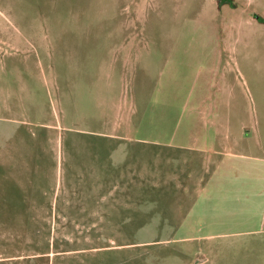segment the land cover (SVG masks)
<instances>
[{
    "label": "rangeland",
    "instance_id": "1",
    "mask_svg": "<svg viewBox=\"0 0 264 264\" xmlns=\"http://www.w3.org/2000/svg\"><path fill=\"white\" fill-rule=\"evenodd\" d=\"M214 127H264V0H0V264H264Z\"/></svg>",
    "mask_w": 264,
    "mask_h": 264
},
{
    "label": "crops",
    "instance_id": "2",
    "mask_svg": "<svg viewBox=\"0 0 264 264\" xmlns=\"http://www.w3.org/2000/svg\"><path fill=\"white\" fill-rule=\"evenodd\" d=\"M141 35V32L137 33V37ZM148 50L149 49L146 51ZM131 51L130 53L134 56L135 63H138L141 56L140 53H143L144 50L140 51L136 49L135 51ZM245 130L246 129L243 128L236 132L230 128L226 131L219 127L212 128L214 143L211 146H205L203 148V150H205V155L202 156L201 162L204 163L207 168H209L208 166H212L214 172H211L210 175L206 177L204 181V190H207L208 187L213 185L215 186L214 180L216 179L217 192H220L224 190L222 182L235 181L240 177V174L244 173L247 178V191L251 197L256 196L258 190L264 188L262 187L264 185V127L256 128L252 131L250 129H248V131ZM223 133H226V138H229L230 135L232 140L218 142V137H222ZM234 133L236 136H233ZM242 165H246V167L243 169ZM216 168L218 170V175L216 174ZM214 173L216 176L213 177ZM248 212L254 213L257 211L248 209ZM261 212L264 213V207ZM250 232L256 235L264 233V220L255 223L254 227H251Z\"/></svg>",
    "mask_w": 264,
    "mask_h": 264
},
{
    "label": "trees",
    "instance_id": "3",
    "mask_svg": "<svg viewBox=\"0 0 264 264\" xmlns=\"http://www.w3.org/2000/svg\"><path fill=\"white\" fill-rule=\"evenodd\" d=\"M219 3H224V2H228V3H231L232 4V1L231 0H218Z\"/></svg>",
    "mask_w": 264,
    "mask_h": 264
}]
</instances>
